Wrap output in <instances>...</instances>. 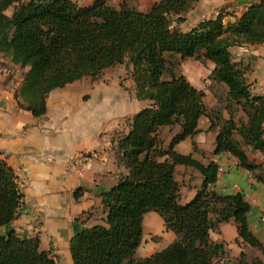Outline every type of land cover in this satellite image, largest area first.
Wrapping results in <instances>:
<instances>
[{"label": "trees", "instance_id": "trees-1", "mask_svg": "<svg viewBox=\"0 0 264 264\" xmlns=\"http://www.w3.org/2000/svg\"><path fill=\"white\" fill-rule=\"evenodd\" d=\"M197 1L159 0L139 11L126 0L118 7L108 0L88 6L75 0H0V56L25 71L15 94L20 109L34 118L44 116L52 91L122 65L132 69L135 99L148 104L111 140L125 174L101 194V222L71 238L73 264H264V246L248 229L250 205L243 196L213 191L216 163L174 151L199 133L198 123L206 118L215 133L212 155L229 154L264 186V97L251 93L249 66L230 54L233 47L264 43V0L251 3L233 23L224 22L226 6L215 18L181 31ZM189 59L213 65L208 79L226 89L217 106L208 108L205 93L181 74V63ZM238 113L246 120L236 121ZM164 128L178 129L166 147ZM242 147L259 153L262 164L250 161ZM193 153H199L195 143ZM180 166L202 177L193 199L183 205L175 180ZM23 198L15 172L0 153V264H56L50 251L40 250L38 238L19 237L10 229ZM146 213L156 214L175 239L137 259ZM229 222L236 227L234 244L258 254L247 257L241 251L231 258L226 244L210 239Z\"/></svg>", "mask_w": 264, "mask_h": 264}, {"label": "crops", "instance_id": "crops-1", "mask_svg": "<svg viewBox=\"0 0 264 264\" xmlns=\"http://www.w3.org/2000/svg\"><path fill=\"white\" fill-rule=\"evenodd\" d=\"M257 1L200 0L202 9L195 18L203 19L209 14L211 18L206 19L215 18L218 9L229 6L230 15L224 19L233 23L247 6ZM230 54L234 62L249 66L246 81L251 93L264 97V43L233 47ZM0 68L7 72L0 73V153L15 172L24 196L20 216L10 229L19 237L38 238L40 250L50 251L56 264H73L69 251L71 238L101 222V194L109 191L125 174L116 163L111 140L116 132L123 130L125 120L134 114L128 117L126 104L115 101L110 91L113 108L105 106L100 110L93 107L90 103L105 102V90L103 98L92 97L85 101L84 95L91 88L82 79L52 91L45 101V115L34 118L30 112L18 107L15 98L25 71L18 70L1 56ZM196 73L192 76H205L203 71ZM209 85H212L213 93L208 89L204 91L205 104L213 108L217 106V100L225 96L226 89L214 82ZM119 97L122 99V95ZM242 119L246 120L244 116ZM208 128V119L202 118L198 123L199 133L176 145L174 151L180 155H193L204 164L207 161L217 164L213 191L219 195L239 193L243 196L250 205L248 229L264 246V186L249 172L239 169L229 154L212 155L215 133ZM165 131L170 133L166 138L161 136L166 147L178 129L164 128L161 133ZM193 143L199 153H193ZM242 149L250 161L262 164L259 153L246 147ZM175 180L180 186L179 203L183 205L193 199L202 177L197 171L180 166L176 167ZM142 230V243L135 254L137 259L167 248L175 239L154 213L145 214ZM236 237L233 222L219 225L210 234L213 242L226 244L231 258H236L242 251L234 244Z\"/></svg>", "mask_w": 264, "mask_h": 264}, {"label": "rangeland", "instance_id": "rangeland-1", "mask_svg": "<svg viewBox=\"0 0 264 264\" xmlns=\"http://www.w3.org/2000/svg\"><path fill=\"white\" fill-rule=\"evenodd\" d=\"M77 3H79L80 6H88L91 4L93 0H75ZM124 0H108V4L112 7H118ZM159 0H126L127 4L131 7H135L139 11H147L152 6L153 3L157 2ZM196 10V13H193L194 9ZM231 7L227 6L225 10H223L224 14H227L226 17L230 15ZM202 9V4L200 3V0L197 1L196 4L193 5V9H191L186 15H185V22L179 25V28L181 31H188L194 26L197 25V23L200 20L211 18V16L207 15L205 18H195L198 12ZM224 22L228 23V19H224ZM197 70L203 71L205 73V76L202 74H198L195 77L192 76V73H196ZM211 67L209 63H200L196 62L192 59L186 60L181 63L180 72L181 74L188 80V82L193 87H200L204 88L202 91H208L212 90V85L210 84V80L208 79V76L211 72ZM132 69L129 66H116L110 69L105 70L103 73H101L96 79H90V78H84L83 82H85L86 86H89L91 89L84 95V100L87 101L90 98H103L106 95L105 102H92L90 103L93 107L96 109H102L105 106L107 108H113V104L111 101L112 93L114 94L113 98L115 101H121L124 102V105L128 107V117L132 116L136 112H138L140 109L144 108L148 104L145 102H139L135 99V86L131 77ZM197 74V73H196ZM107 89V90H106ZM105 90V91H104ZM200 90V89H198ZM104 91V96H103ZM110 91V93H109ZM218 92L220 94V88L218 89ZM116 93V95H115ZM119 94L122 95V99L119 97ZM224 98V96L222 97ZM218 101V100H217ZM226 114L224 113V116ZM243 118V115L241 113L236 114L235 120ZM170 133H161V136H164L165 138L169 136ZM3 232V231H1ZM150 238H147V240ZM152 241V240H151ZM154 243V241H152ZM239 248V247H238ZM241 249L244 254H246L247 257L255 256L258 254L255 251L249 250V249Z\"/></svg>", "mask_w": 264, "mask_h": 264}, {"label": "built area", "instance_id": "built-area-1", "mask_svg": "<svg viewBox=\"0 0 264 264\" xmlns=\"http://www.w3.org/2000/svg\"><path fill=\"white\" fill-rule=\"evenodd\" d=\"M7 73L5 70H2L1 68H0V73L2 74V73Z\"/></svg>", "mask_w": 264, "mask_h": 264}]
</instances>
